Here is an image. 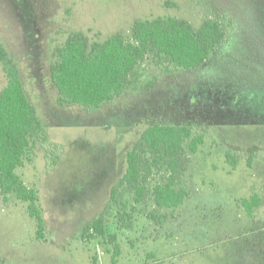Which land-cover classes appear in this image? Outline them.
<instances>
[{
  "label": "rangeland",
  "instance_id": "1",
  "mask_svg": "<svg viewBox=\"0 0 264 264\" xmlns=\"http://www.w3.org/2000/svg\"><path fill=\"white\" fill-rule=\"evenodd\" d=\"M157 16L194 29L218 17L230 31L199 69L165 71L149 60L139 89L91 110L58 103L49 67L69 33L130 39L135 19ZM0 45L20 66L42 128L44 144L37 138L16 171L37 189L45 224L36 239L25 204L0 196V264H110L115 245L117 264H264V0H0ZM5 82L0 69V89ZM153 123L204 134L196 153L187 149L189 195L179 208L154 204L150 189L164 169L150 173L140 202L126 186L111 196ZM253 193L260 205L248 216L241 201ZM99 215L102 234L87 228Z\"/></svg>",
  "mask_w": 264,
  "mask_h": 264
},
{
  "label": "trees",
  "instance_id": "2",
  "mask_svg": "<svg viewBox=\"0 0 264 264\" xmlns=\"http://www.w3.org/2000/svg\"><path fill=\"white\" fill-rule=\"evenodd\" d=\"M224 24L218 17H208L194 29L190 22L175 16L138 18L130 27V39L116 32L92 42L82 32L73 31L57 47L49 67L57 101L61 106L96 109L121 96L131 85L136 89L147 85L149 60L165 71L199 69L227 41L230 27ZM0 69L6 78L0 89V196L3 203L25 204L28 215L35 220L36 239L43 240L45 224L37 189L27 186L16 171L32 160L37 138L44 144L42 128L25 90L20 66L2 45ZM203 141L204 134L196 133L191 124L149 125L128 151L125 172L112 188V198L117 188L126 186L135 202H140L145 197L150 173L164 169V180L150 189L154 204L179 208L189 195L187 187L181 184L189 164L187 149L194 154ZM226 158L235 165L237 159L232 153L227 152ZM241 204L252 216L260 198L253 193ZM87 228L102 234V216H97ZM118 255L115 245L110 264H117Z\"/></svg>",
  "mask_w": 264,
  "mask_h": 264
}]
</instances>
